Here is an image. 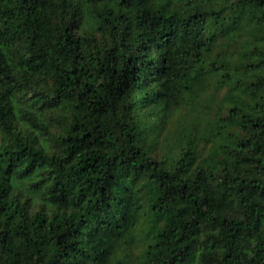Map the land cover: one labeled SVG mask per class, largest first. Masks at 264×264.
Instances as JSON below:
<instances>
[{"label":"trees","instance_id":"1","mask_svg":"<svg viewBox=\"0 0 264 264\" xmlns=\"http://www.w3.org/2000/svg\"><path fill=\"white\" fill-rule=\"evenodd\" d=\"M0 264H264V0H0Z\"/></svg>","mask_w":264,"mask_h":264}]
</instances>
